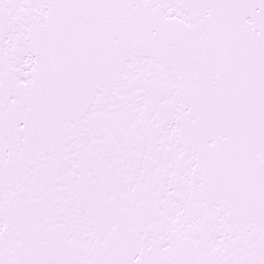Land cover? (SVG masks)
Instances as JSON below:
<instances>
[{"label":"snow or ice","instance_id":"1","mask_svg":"<svg viewBox=\"0 0 264 264\" xmlns=\"http://www.w3.org/2000/svg\"><path fill=\"white\" fill-rule=\"evenodd\" d=\"M0 264H264V0H0Z\"/></svg>","mask_w":264,"mask_h":264}]
</instances>
